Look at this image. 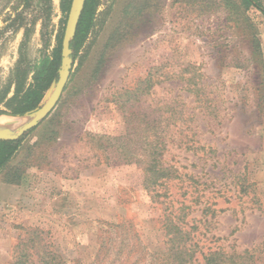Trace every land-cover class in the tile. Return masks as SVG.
I'll return each instance as SVG.
<instances>
[{"label": "rangeland", "instance_id": "obj_1", "mask_svg": "<svg viewBox=\"0 0 264 264\" xmlns=\"http://www.w3.org/2000/svg\"><path fill=\"white\" fill-rule=\"evenodd\" d=\"M15 2L0 0V28ZM50 3L0 32L2 108L18 62L29 83L64 34L62 0ZM155 118L176 177L151 192L143 136ZM25 119L0 115V129ZM182 205L198 262L217 251L264 264V15L233 0H99L61 98L0 171V264L22 251L33 264H149Z\"/></svg>", "mask_w": 264, "mask_h": 264}, {"label": "trees", "instance_id": "obj_2", "mask_svg": "<svg viewBox=\"0 0 264 264\" xmlns=\"http://www.w3.org/2000/svg\"><path fill=\"white\" fill-rule=\"evenodd\" d=\"M34 0H16L13 3V13L16 12V16L13 18L11 13H9L4 21H8L11 18L10 24H7L3 28H0V32L7 29L15 23L17 17H20L25 9L29 8L33 4ZM44 4H47L51 8V0H42ZM72 0H62V10L67 17L68 11L70 9V4ZM10 3V2H8ZM233 4L238 7H244L245 9L255 8L264 15V0H233ZM22 5L23 10L18 12V7ZM99 6V0H86L82 15L79 20L76 35L71 42V47L73 50L74 59L79 55L81 49L83 48L88 35L95 24L96 11ZM49 10V9H48ZM2 10L0 11V15ZM27 31V29H26ZM27 34V33H26ZM28 36V34L26 35ZM62 35H59L57 46L54 47L51 53H44L38 61L35 62L30 72L32 73V79L27 83L28 71L22 73L20 60L13 71L12 81L10 87L14 84V93L7 99L5 108L0 107V115H24L26 112L31 111L39 106L46 91L50 87L51 83L58 78V70L61 63V46H62ZM23 39L20 45V52L23 54L24 48L27 44V37ZM146 82L150 84L152 82V76L146 79ZM10 91L7 87L6 94ZM147 90L143 89L142 92H138V98L143 92ZM5 94L0 97V105L4 101ZM144 124V122H142ZM147 126L144 131L143 142L151 148L149 153L150 160L144 166L145 170V186L151 190V192L156 191V186L163 183V179L176 177L169 168L164 167L162 164V150L159 138L161 137V132L158 133L159 121L153 119L146 122ZM37 128L34 127L24 133L17 140H7L0 139V171L5 169L15 154L18 152L21 143L25 136L31 133ZM150 129L152 133H150ZM148 131V134H147ZM153 136V140L150 137ZM150 140V141H149ZM131 155V154H130ZM132 155H135L134 153ZM130 157V156H129ZM132 159V158H131ZM130 159V160H131ZM129 160V161H130ZM9 181L18 183L20 182V175L10 178ZM178 214L174 215L175 211L171 210L164 217L163 227L166 231L165 233V248L159 252H155L152 255V260L149 264H201L198 262L196 257V244L193 243V239L189 241L188 235H186L183 229V222L181 220V213L183 211V205L176 208ZM221 254L217 251L211 252L209 257H207L204 264H224L220 259ZM30 253L22 251L16 260V264H33L30 260ZM42 264H62L57 260L56 255L51 257L46 255L42 258Z\"/></svg>", "mask_w": 264, "mask_h": 264}, {"label": "water", "instance_id": "obj_3", "mask_svg": "<svg viewBox=\"0 0 264 264\" xmlns=\"http://www.w3.org/2000/svg\"><path fill=\"white\" fill-rule=\"evenodd\" d=\"M86 0H72L64 29L61 46V63L58 70V78L55 79L46 91L41 103L35 109L26 112L28 119L23 120L17 132H11L6 128L0 129V139L17 140L28 130L38 126L55 108L69 81L74 57L71 42L76 35L79 20L82 15Z\"/></svg>", "mask_w": 264, "mask_h": 264}]
</instances>
